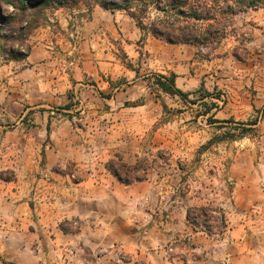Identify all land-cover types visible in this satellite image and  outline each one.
I'll use <instances>...</instances> for the list:
<instances>
[{
  "label": "crops",
  "instance_id": "1",
  "mask_svg": "<svg viewBox=\"0 0 264 264\" xmlns=\"http://www.w3.org/2000/svg\"><path fill=\"white\" fill-rule=\"evenodd\" d=\"M86 7L55 10L30 34L23 62L0 60V261L61 264L59 252L75 249L85 264H180L181 234L210 244L188 220L189 207L213 205L193 161L215 136L207 119H250L253 108L233 99L186 111L222 89L224 42L209 56L142 31L123 10ZM157 75H174L188 100L157 96ZM117 158L139 164L144 179L121 183L107 168ZM260 185L236 199L264 201Z\"/></svg>",
  "mask_w": 264,
  "mask_h": 264
},
{
  "label": "rangeland",
  "instance_id": "2",
  "mask_svg": "<svg viewBox=\"0 0 264 264\" xmlns=\"http://www.w3.org/2000/svg\"><path fill=\"white\" fill-rule=\"evenodd\" d=\"M24 1L34 3L36 0ZM65 1L66 5L60 8L79 4L90 8L96 5L92 0ZM0 7L3 17L7 19L21 15L18 7L13 6L11 1H1ZM55 10L57 9L52 7L44 10L39 17V25L48 22ZM32 16V11H28L24 17L25 22L14 31L7 30L5 26L0 27V60H5L4 50H10L16 57L28 53V39L34 31L29 33V27L36 19ZM160 16L155 10H150L147 24ZM6 35L13 39L21 36L23 43L13 42L9 45L5 41ZM222 42L225 50L224 71L223 75L218 74L216 77L222 89L213 91L210 95L200 93L197 97L199 99L212 95L211 100L204 103H198L199 99L194 97L188 100L187 94L183 100L196 105H187L186 111L197 115L206 114L215 108L224 109L226 103L233 99H246L253 108V117L244 120L207 119V123L215 125V136L199 148L193 161L198 162L195 169H198L196 171L200 179H204L202 184H209L203 192V198L213 205L206 208L189 207L188 213L191 216L190 223L207 234L210 244L208 248L205 244L204 248L201 240H193L191 234H181L178 239L184 244L185 253L184 250L178 253L177 262L180 264H264V201L254 195L237 200L235 194V190L238 189L239 192L249 183L260 182V186L264 187V8L236 16L229 35ZM204 51L210 56L214 50ZM234 52L240 59H237ZM155 88L159 96L158 89ZM165 112L173 113L169 110ZM199 126L202 127L201 124ZM243 129L249 131L244 132ZM166 154L167 152L162 153L161 156L168 161L169 156ZM119 160L120 158L111 161ZM130 167H138L132 175L139 180L135 182L142 181L144 174L140 171L141 166L136 164ZM187 176H190V172ZM187 186L178 188L176 196L179 203L187 195ZM121 246H115L117 259L125 261L126 255ZM106 251L103 249L100 253L104 254ZM59 253L61 264H85L76 258L75 249H64ZM57 263L56 261L54 264ZM0 264L4 263L0 261Z\"/></svg>",
  "mask_w": 264,
  "mask_h": 264
},
{
  "label": "trees",
  "instance_id": "3",
  "mask_svg": "<svg viewBox=\"0 0 264 264\" xmlns=\"http://www.w3.org/2000/svg\"><path fill=\"white\" fill-rule=\"evenodd\" d=\"M11 1L13 6L18 7L21 15L7 19L3 17L0 7V27L5 26L9 31H14L22 25L28 11H32L35 21L29 27V33L39 26L41 13L52 7L58 9L66 5L65 0H36L28 3L24 0H0ZM92 2L108 11H125L145 32H150L157 39L170 44H193L199 50H215L229 35L232 29L233 19L243 13L258 11L264 8V0H92ZM155 10L161 16L147 24L150 10ZM6 43H23L21 36L13 39L5 36ZM10 49V48H9ZM8 52V53H7ZM237 59H240L234 52ZM28 54L16 57L10 50H4L5 60H25ZM155 85L158 91L169 95H187L181 92L175 83V76H155ZM165 111L168 110L166 104ZM244 132L249 130L243 129ZM111 173L126 185L139 181L132 175L138 167H130L124 164L122 159L118 162L111 161L108 164ZM188 220L191 222L190 213Z\"/></svg>",
  "mask_w": 264,
  "mask_h": 264
},
{
  "label": "built area",
  "instance_id": "4",
  "mask_svg": "<svg viewBox=\"0 0 264 264\" xmlns=\"http://www.w3.org/2000/svg\"><path fill=\"white\" fill-rule=\"evenodd\" d=\"M24 54V53H23ZM26 54V53H25Z\"/></svg>",
  "mask_w": 264,
  "mask_h": 264
}]
</instances>
